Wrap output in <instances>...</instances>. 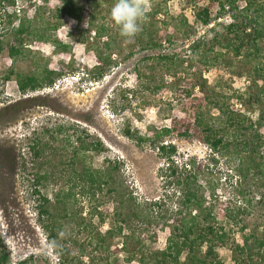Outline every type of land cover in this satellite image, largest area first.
Returning <instances> with one entry per match:
<instances>
[{"label": "rangeland", "instance_id": "rangeland-1", "mask_svg": "<svg viewBox=\"0 0 264 264\" xmlns=\"http://www.w3.org/2000/svg\"><path fill=\"white\" fill-rule=\"evenodd\" d=\"M51 1L54 6L59 4V0ZM81 1L91 7L89 16L94 19V25L105 24L108 36L113 37L119 49L114 51L113 61L101 78L93 69L98 64L95 49L102 47L107 37L96 39L94 28L88 27L85 32L83 28L74 26L76 21L73 18H68L61 28L52 31V37H58L68 45L61 52L57 51L53 41L16 44L12 28L0 25V38L3 39L0 54V241L9 254L10 264H18L26 258H29L28 264H60L59 255L50 246L42 224L46 216H39L38 195L33 192L38 188L54 199L55 186L52 182L38 186L35 180L36 165L32 162L28 146V137L35 130L44 141H48L46 153L52 162L48 166L50 180L58 179L62 190L71 188L68 208L78 218L92 220L95 233L108 229L115 216L114 204L106 187L99 190L97 186L77 178V172L84 165L94 169L106 161L117 162L118 170L114 174L123 182L125 193L132 197L129 202L132 207H153L152 202L158 201L164 205L159 209L156 207L158 210L174 208L177 184L171 176L166 153L161 154L149 142H138L133 135L146 132L150 126L168 125L171 117L182 114V109L186 107L183 89L188 87L191 92L199 91L197 86L193 89L185 83L184 69L186 73L197 75L202 72L201 81L206 79L209 88L216 87L227 94L238 90L252 92L254 89H249V83L253 75L252 67L257 64L255 60L245 62L244 57L225 54L218 64L207 67L197 54L187 50L192 41L206 35L212 26L216 31H224L223 26L234 19L235 9L225 11L222 17L214 19L209 25H201L196 22L194 11L195 6L206 4L205 0H154L162 12L155 17L147 16L142 26L151 28L159 39L166 42L157 49H146L136 38L126 40L121 37L119 29L109 20L115 0ZM256 1L257 5H264V0ZM22 4L23 0H19V5ZM238 4L243 7L246 2L238 0ZM29 15H33V10ZM213 15L215 17V10ZM171 31H174L173 42L169 43L166 36ZM212 35L210 33L208 38ZM14 44L21 52L12 57L10 48ZM164 52L174 55L176 61L184 57L190 59L191 66L184 63L178 68V75L174 68L171 73H165L161 62L154 59L158 53ZM45 66L60 69L63 73L54 86L22 93L15 79L16 73H33ZM11 69L15 73L11 78H5ZM21 99L25 101L16 103ZM43 123L47 124L49 131L41 132ZM60 125L63 131H54ZM80 137L91 146L88 151L77 148ZM163 139V143L175 144L177 153L172 158L178 165L190 156H196L206 164L203 175L206 179H214L221 210L225 211L227 205L240 206L242 212L239 215L245 219L242 223L246 227L244 231L236 228L237 239L241 240L244 233L250 232L263 236V179H258L252 171L242 178L241 186L236 188L239 178L235 159L221 153L213 156L210 147L194 136L178 137L173 134ZM213 157L215 160H212ZM128 207L125 209L128 210ZM101 213L105 223L99 221ZM135 225L143 226L138 222ZM80 235L86 238L88 231ZM166 236V231L158 232L159 247L165 245ZM121 240L116 238L113 248ZM234 245L235 242L230 239L226 246L219 248V255L227 264H238L234 255H240L232 250ZM111 257H118L119 264H133L128 263L122 253L112 254ZM240 258L242 261V255ZM243 264L252 262L248 260Z\"/></svg>", "mask_w": 264, "mask_h": 264}, {"label": "trees", "instance_id": "trees-1", "mask_svg": "<svg viewBox=\"0 0 264 264\" xmlns=\"http://www.w3.org/2000/svg\"><path fill=\"white\" fill-rule=\"evenodd\" d=\"M150 1L152 5L147 16L155 17L162 9L155 5L154 0ZM205 1L206 4L195 6L194 16L197 23L209 25L214 19L222 17L225 11L235 9L234 19L223 26L222 32L216 31L212 26L206 35L192 41L187 50L197 54L207 67L218 64L225 54L236 58L244 57L245 62L255 60L257 64L252 67L253 75L249 83V89H254L252 92L238 90L227 94L216 87L209 88L206 79L201 81L202 72L199 71L197 75L186 73L184 69L182 74H186L185 83L193 89L197 86L199 91L194 93L189 91L188 87L183 89L186 107L182 109V114L171 117L168 125L150 126L146 132L133 135L138 142H149L161 154L166 153L171 176L177 184L173 209L158 210L164 206L158 201L152 202L153 207L130 206L132 197L125 193L123 182L114 174L118 170L117 162L114 164L106 161L104 165L94 169L84 165L82 170L77 172V178L90 183L91 186H97L99 190L106 187L114 204L115 216L108 229L93 233L92 220L78 218L68 208L67 199L72 195L71 188L62 190L59 188L58 179L50 180L51 172L48 166L52 162L46 153L48 141H44L36 130L28 137L32 162L37 170V185L51 181L55 186L54 199H50L48 194L42 193L38 188L33 192L38 195L36 200L39 216H46V219H42V224L47 239L51 243L55 242L54 250L59 255L60 264H119L118 257H111L117 253L124 254V259L133 264H227L220 257L219 248L226 246L230 239L235 242L232 250L243 258L241 261L240 256L234 255L238 264L248 260L252 264H264V228L262 237L250 232L244 233L241 240L237 239L236 228L244 231L246 227L242 223L245 219L239 215L242 212L240 206L235 208L227 205L225 211L221 210L218 202L220 195L216 191L214 179H206L205 174L203 175V167L206 164L196 156H190L178 165L172 158L177 153L175 144L163 143L164 137L173 134L178 137L194 136L210 147L213 156L221 153L235 159L236 175L239 178L236 188L241 186L242 178L252 171L258 179L264 180V5H257L256 0H245L243 7H240L238 0ZM90 9L91 7L81 0H59L56 6L51 0H23L22 5H19V0H0V25H4L3 28H12L16 44L26 45L27 41L39 44L53 41L57 51L61 52L68 45L62 43L58 37H52V31L61 28L68 18H73L76 21L74 26L83 28L85 32L88 27L94 28L96 39L107 37L102 47L95 49L98 64L94 65L93 69L98 72L97 77L101 78L107 66L112 63V56L118 47L113 37L108 36L105 24L94 25V19L89 16ZM31 10L32 16L29 15ZM183 21L186 25V17ZM85 32L82 33V41ZM210 33H213V37L208 38ZM173 35L174 31L167 34L169 43L173 42ZM135 38L141 47L146 49H157L166 42L145 26H142L141 32ZM2 41L0 38V54L3 50ZM16 44L10 48L12 57L21 52ZM154 59L158 63L161 62L165 73H171L173 68L177 73L184 63L191 66L190 59L184 57L176 61L174 55L165 52L158 53ZM14 73L11 69L5 78H11ZM62 74L60 69L45 66L33 73L17 72L15 79L20 91L26 94L54 86ZM24 101L25 99H21L16 103ZM40 130L44 132L50 129L43 123ZM55 130L62 132V125ZM77 144V148L84 152L91 147L82 137L78 139ZM212 160H215V157ZM126 206H129L128 210L125 209ZM98 218L100 223H105L102 213ZM137 222L143 226L140 228L135 225ZM71 227L74 228L69 231ZM160 230L167 233L163 247L158 246ZM84 231H88L86 238L80 235ZM116 238L122 240L113 248ZM9 260V254L0 241V264H10ZM28 260L29 258H26L18 264H28Z\"/></svg>", "mask_w": 264, "mask_h": 264}, {"label": "clouds", "instance_id": "clouds-1", "mask_svg": "<svg viewBox=\"0 0 264 264\" xmlns=\"http://www.w3.org/2000/svg\"><path fill=\"white\" fill-rule=\"evenodd\" d=\"M150 6V0H115L109 20L119 29L121 37L132 40L141 32ZM50 246L55 247V242Z\"/></svg>", "mask_w": 264, "mask_h": 264}]
</instances>
